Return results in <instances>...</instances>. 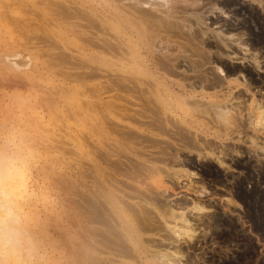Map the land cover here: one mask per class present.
<instances>
[{
    "label": "bare ground",
    "instance_id": "bare-ground-1",
    "mask_svg": "<svg viewBox=\"0 0 264 264\" xmlns=\"http://www.w3.org/2000/svg\"><path fill=\"white\" fill-rule=\"evenodd\" d=\"M249 2L264 15V0ZM51 5L49 12L41 10ZM17 10L24 33L40 32L35 40L27 36L29 44L24 39L33 53L47 52L55 65L67 60L84 65L83 73L64 72L73 78L69 83L84 80V91L59 83L62 105L53 100L47 118L29 116L32 128L24 122L35 130L41 153L34 171L41 196L29 202L37 264L63 263L69 253V264L75 259L82 264H197L194 250H204L199 244L222 219L213 205L224 215L227 206L241 208V203L229 189L217 196L193 169L195 163L211 161L229 173L244 156L254 160L256 170L264 163V54L252 47L244 29L226 31L245 20H232L217 0H0V15ZM218 16L229 22L210 20ZM169 32L182 37L189 50L170 35L175 47L169 51L164 40ZM209 41L220 49H209ZM59 49L77 55L52 52ZM24 56L13 67H27L30 75L34 65L30 69V54ZM27 106L15 117L31 112ZM132 144L138 146L131 150L134 157L123 160L114 153ZM240 217L230 225L244 227ZM74 226L84 229L82 242ZM64 242L69 250L62 249Z\"/></svg>",
    "mask_w": 264,
    "mask_h": 264
},
{
    "label": "rangeland",
    "instance_id": "rangeland-1",
    "mask_svg": "<svg viewBox=\"0 0 264 264\" xmlns=\"http://www.w3.org/2000/svg\"><path fill=\"white\" fill-rule=\"evenodd\" d=\"M217 1L219 2V4L221 6H223L225 9H227L230 14H232L231 19L233 17L234 18L236 17L239 20H241L243 18L242 20H245V22H246V24L238 26V27L236 26L234 28H227L226 31L238 32V31H241V30L242 31L245 30V32H247V34L249 36L247 38V40L251 43L252 47L254 49L256 48V49L260 50V53L264 54V15L260 12L259 8H257V6L255 4L249 2V0H243V1H245V3H242V4H240L239 0H217ZM232 4L234 6H239V7L232 8V9L229 10L228 7L233 6ZM52 5L49 6V7H46L47 9L41 8V10L43 9V10H47L49 12V8H54ZM38 7H40V6H38ZM37 10L40 12L39 8H37ZM82 12H84V11H81V13ZM214 14H218V13L214 12ZM243 14L247 15L249 17V19H246L245 17H243ZM2 15H0L1 17H3V19L0 17V105H2V106H0V124H2L1 129H7L9 127H13L15 124L17 125V123L18 124L20 123L19 127H24L25 124L27 123V121L31 120V119L28 120L29 116L34 118L35 116H37L38 113L39 114L42 113V115H44L47 118L48 114L50 113L48 111V109H50V107H51L50 106V104H52L51 101H53V100L54 101H59L56 104L59 103V104L62 105V103H63L62 99H64L63 96H64L65 93H63V96H62V92L60 91V89H58L59 88L58 86H61L59 83L65 84V85L68 84L70 86L73 85L72 87L75 88L76 91H78L77 93H79V91H81V90L84 91V86H83L84 85V83H83L84 80H82L83 82H78L77 81L76 84L72 83V82L69 83L70 80H67V79H69L71 77H68V76L65 77V74H64V72H66L67 70H69L70 72H73L75 70H77V71L82 70L81 72L83 73L84 72V67H81V66H84V65H81L79 63H78L79 65H77V63H75L76 61L73 62V60H69V63H68L67 62L68 60H67V61H65L67 66H64L65 63H60L59 65H61V64L62 65L59 66V65L52 64L51 60H49L47 52L44 51L45 53H43V50L40 51V52L38 50L37 51L35 50V52L33 53L34 50L29 48V45H28L29 44L28 43L29 39L27 38V36L30 37L31 40H35V38L37 37V35L40 32L39 31H33V32H28L27 34L24 33V31L22 30V26H21V24L19 22V19H21L22 13H19L18 10L17 11H13L11 13L9 12V14H6V15L5 14H2ZM8 18H9V20H8ZM1 20H2V22H1ZM82 20L83 21H81V22L84 23V19H82ZM210 20L214 21V22H218V24L223 23V21L224 22H229L228 19H225V18H223L221 16H218L216 19L211 17ZM232 20H235V19H232ZM249 20H250V23H248ZM2 26H4V27H2ZM13 27L14 28L15 27L21 28V30L23 31V33L25 35L24 34L20 35V33H22V31L18 30L17 28L14 29ZM3 28H4V30H3ZM15 30L20 31V33L16 32ZM17 33H19V35L22 38H20V36L18 37ZM2 34L6 37V39H4L5 37ZM170 35L175 36V35H173V33L169 32V34L167 33V36L165 34V36L168 37V38L165 37L166 39H164L165 41L167 40L168 43H170V44L166 45V46H168L169 51L170 50H172V51L174 50L173 48L175 47V43H173V41L176 42V40L178 42L180 41L179 43H180V45H182L181 48L184 47L183 49L189 50L190 46H188L186 44V42L184 41V39L182 37L176 39V36H175V38L171 36V38L173 39V41H172V39L170 38ZM11 36H13V37L11 38ZM33 36H35V37H33ZM9 37H10V39H9ZM169 38L171 40H169ZM24 39H25V42L28 43V44L26 43L28 46L25 44ZM5 40H7V41H5ZM3 42H5V44ZM185 44H186V46H184ZM214 44L216 45V42L209 41L208 42L209 49H211V50H215V48L220 49L219 47H216ZM14 51H16V52L20 51V55L21 56L20 55H16L15 57L12 56V54L15 53ZM52 52H55V54H59V55L67 54V56H69L68 54H70V53L72 55H74V54L77 55L76 52H74L73 50L72 51L65 50V51L62 52L61 49H59V50H54ZM22 54H23V56L25 54H30V58L31 59H30V61H28L29 62L28 67L30 68V63L32 65L31 67H33V65H34V70L32 71L33 73L31 72L30 75H28V72H24L25 68L22 69V67H21V69L20 68L19 69H15L13 67V65H14L13 62H17V59L20 62L21 59L23 60L26 57V56H24V58H23ZM5 55H8V56L5 57ZM262 56L264 58V55H262ZM6 58H8V59H6ZM39 58H41V59H39ZM44 58H46V60H44ZM3 59H4V61H3ZM26 60H28V59L25 58V61ZM70 62H72L71 63L72 65H68V64H70ZM49 64L51 66H53L52 69H55V70L57 68L56 66H58V70L53 72L52 69H49V67L51 68V66ZM224 64H227V63H224ZM26 69H27V67H26ZM59 69L60 70L63 69V70L60 71ZM72 69H75V70H72ZM56 72H58V73H56ZM51 73L52 74L55 73L56 75L59 74L61 77L59 75L56 76L55 74H53V76H52ZM9 74H13V75H9ZM261 74L264 75L263 73H261ZM51 76H52V78H51ZM63 77H65V78H63ZM58 78H60V79H58ZM57 79L60 80V81H58ZM71 79H73V78H71ZM61 80H63L64 82L62 81L63 82L62 83ZM32 81H34V83ZM51 81H52V83H51ZM35 83H37V84H35ZM53 83H55L56 86ZM80 83H83V85L80 84ZM25 84H27V86ZM47 84H48V87H47ZM52 84L54 85V87L52 86ZM50 88H55L56 92L54 93L55 89L50 90ZM35 89H36V92H35ZM46 90H48V91H46ZM51 92L54 94V96H52ZM17 93L18 94L20 93V95L22 94V96L19 97V95ZM56 93H58L59 98L57 97V95H55ZM59 93H61V94H59ZM36 94H38V96ZM6 95H7V97H6ZM10 95L12 97L11 100L13 101V103L10 100ZM23 95L26 96V97H24ZM29 95H32L33 98H31V96H29ZM18 97H19L20 100L18 99ZM55 97H56V99H55ZM111 98H110V101H111ZM2 99L4 101L6 100L7 106H6V103H4V101H2ZM14 99L16 101H19L20 103L19 102L16 103V101ZM57 99H59V100H57ZM45 100L49 101L50 103L46 102ZM22 101H24V102H22ZM25 102L29 103V105H28L29 107L26 104H24L25 106H23V103H25ZM45 103H48L47 105L49 107L47 105H45ZM32 105L34 106L35 109L33 108ZM12 106H15V108L12 107ZM26 106L28 108L31 107L30 108L31 112L29 111V109H27V111H25V112L23 111V110L26 109ZM1 107L4 108V109H2ZM7 107H9L8 108L9 111L11 109V111L9 112V117L10 118L8 120H6L7 118H5V117H8ZM23 107H25V109H23L22 110L23 112L22 111L21 112L24 113V115L27 114V112H29L27 114V116H26L27 119H26V117L24 118L26 121L24 119H21L22 117H24V115L22 113H21V115H23V116L19 115L20 117H15L16 116L15 114L19 110H21ZM41 107H42V109L40 110ZM12 108H14V110H16L15 113L12 112V111H14ZM18 108H20V109L17 110ZM45 110L47 112H45ZM3 111H5V112L3 113ZM43 111L46 114H44ZM50 111H51V109H50ZM11 114H12V116H11ZM32 115H34V117ZM14 117L17 118V119H15ZM19 118H20L21 121L19 120ZM10 119L11 120L15 119L16 123H14V120L11 121ZM34 119H32L33 122H34ZM22 120H24V121H22ZM21 122H23L24 126H22L23 124H21ZM24 122H26V123H24ZM33 122L31 121V122H28L27 124L30 125V123L32 124ZM4 123H6V124L8 123L9 126L4 124ZM27 124H26V126H27ZM4 125H5V127H4ZM34 125L35 124L33 123V126ZM6 126H8V127H6ZM30 127H31V125H30ZM31 128L29 129V126H28V128H27L28 130L27 131L29 132L30 130H34V129H31ZM35 133H36L35 130L34 131H30V134H32V136L35 135ZM36 137L37 136L35 135L33 140H35ZM120 147H121L120 148L121 150L123 148V151H121L119 149V146H118V148L117 147L114 148V153L117 152L115 154L118 157L121 156L119 158H121L123 160L129 159L130 157H134L135 154L132 153V151L138 150V146L136 144H134V146L132 144L131 145V149L126 147V146H120ZM132 148L134 150H132ZM119 151H121V153ZM123 152H124V154H123ZM122 155H124L125 157H122ZM126 156H129V157H126ZM239 161H240L239 164H232V166L236 170L234 169L233 172H230V173L229 172H224L219 167H217V165L215 163H213L211 161H205V162H201V163L196 162L195 165H194L193 169H195L200 174V177H201L202 181L205 182L206 185H208L210 189L215 190L216 193L215 192L214 193L217 196L220 195V194L224 195L225 193H227L226 190L229 189L234 194L236 199H238V201H240V203H241V206H240L241 208H237L235 206L234 207L233 206H227L226 208H227V210H229V212L226 211V209H224L226 215L225 214L223 215V211L221 210V206L217 205L216 203L213 205L214 210L216 209L214 214L222 216L221 217L222 219L218 220L217 227L212 228V229L210 228V230L212 232L211 235L210 236L209 235L205 236V238L203 239V241H205V243H203V244L204 245L206 244V245L204 246L202 243L199 244L201 246L200 248L202 250L204 248V250L203 251H201L200 249L199 250H194L195 255H196L197 252H199V253H197V256L201 258V259L200 258L198 259V263L197 264H199V263L200 264L201 263L202 264H264V255H263L264 254V244H263L264 243V163L261 162V165H259V167H258L260 173L261 172L262 173L261 174H257L256 172H258V169L256 170L257 166L254 163V160H252V158H248L247 156H244V157L240 158ZM245 162H247V163H245ZM83 167H84V163H83ZM83 167H82V169H83ZM237 170H239V171L242 170V171L240 173ZM164 180L168 181L166 178ZM213 184L214 185H218L220 187L222 186L224 188V190H221L219 188L214 187ZM225 195H227V194H225ZM220 204L222 206H225L223 204V202H221V201H220ZM230 211H233V212H230ZM237 215L241 216L240 218L245 223L244 227L242 226L240 228V225H230L231 221L232 222H236L235 217ZM232 226H234V227H232ZM75 227L76 226L72 227V229H74ZM76 229H78V228L76 227ZM78 230H79V232H81V233H79V232L78 233L81 234L82 236L78 235V233H77V234H75L76 238L78 236V239L80 241H81V239L84 240V237H83L84 229L83 228H81V229L79 228ZM241 230H242V232H241ZM249 230L252 233L248 232ZM79 236H80V238H79ZM257 241H259V242L257 243ZM64 243H63L64 246L62 245V249L63 248L65 249V247H66L65 246L66 242H64ZM67 245H69V244H67ZM46 247H47V251L50 252L51 249H50V247H48V244H47ZM83 247H84V242H83ZM66 248H68V250H69V246H67ZM48 249H50V250H48ZM65 252H67V249L65 250ZM67 253H69V252H67ZM69 255H70V253H69ZM69 255L66 254L61 259L64 264L65 263L66 264L70 263L69 262V260H70L69 258L72 257V255H70V256ZM189 255H192V254H189ZM260 255L262 257H259ZM189 257L190 256H188V258ZM185 262H187V261H185ZM63 263H60V264H63ZM73 264H82V263H81L80 260L75 259Z\"/></svg>",
    "mask_w": 264,
    "mask_h": 264
},
{
    "label": "clouds",
    "instance_id": "clouds-1",
    "mask_svg": "<svg viewBox=\"0 0 264 264\" xmlns=\"http://www.w3.org/2000/svg\"><path fill=\"white\" fill-rule=\"evenodd\" d=\"M40 159L39 146L25 128L0 129V264H37L29 202L41 196L34 185Z\"/></svg>",
    "mask_w": 264,
    "mask_h": 264
},
{
    "label": "flooded vegetation",
    "instance_id": "flooded-vegetation-1",
    "mask_svg": "<svg viewBox=\"0 0 264 264\" xmlns=\"http://www.w3.org/2000/svg\"><path fill=\"white\" fill-rule=\"evenodd\" d=\"M239 1H241L240 4L245 3V1L243 2V0H239ZM243 17H245L246 19H249V17L247 15H245V14H243ZM248 23H250V20H249ZM213 186L216 187V188H219L221 190H224V188H222V186L221 187L220 186L218 187L217 185H214V184H213Z\"/></svg>",
    "mask_w": 264,
    "mask_h": 264
}]
</instances>
